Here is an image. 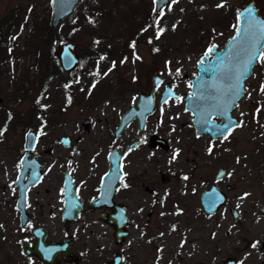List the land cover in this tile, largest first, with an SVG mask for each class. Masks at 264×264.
Returning a JSON list of instances; mask_svg holds the SVG:
<instances>
[{
	"label": "rangeland",
	"instance_id": "1",
	"mask_svg": "<svg viewBox=\"0 0 264 264\" xmlns=\"http://www.w3.org/2000/svg\"><path fill=\"white\" fill-rule=\"evenodd\" d=\"M248 2L264 18V0H171L158 12L153 0H78L73 13L52 28L49 0H0V25L9 23L0 38L15 37L11 59L0 61V264H25L20 245L32 239L29 229L34 225L48 231L46 240L63 234L57 186L68 154L70 164H90L94 158L92 165L99 169L102 153L114 145L110 132L116 119L135 106L138 92L150 90L156 74L170 79L182 98L158 109L160 84L153 109V116L160 117V135L177 147L176 159L159 151V167L172 171L175 179L159 187L149 217L136 218L131 206L130 218L143 231L132 228L127 264L152 259L155 264H222L225 257L234 258L235 264H264V216L255 207L258 201L264 204V61L253 66L233 110L242 126L234 127L226 140L222 137L220 145L209 143L211 153L187 125L173 135L170 130L190 116L183 94L196 73V61L212 43L222 47L234 32L237 11ZM45 25L51 29L48 35ZM65 41L78 56L70 72L61 70L53 56L57 44ZM48 44L53 47L50 56ZM83 117L92 123L87 133L80 124ZM29 130L37 137L33 154L42 165V178L29 194L30 220L21 229L12 182ZM61 135H80V141L65 149L54 144ZM218 167L225 176L214 182ZM177 174L187 179L179 182ZM205 181L206 188L215 184L226 195L212 216L202 213L192 194L204 189ZM178 186L183 193L175 196ZM230 206L239 213L237 225L231 224Z\"/></svg>",
	"mask_w": 264,
	"mask_h": 264
},
{
	"label": "flooded vegetation",
	"instance_id": "2",
	"mask_svg": "<svg viewBox=\"0 0 264 264\" xmlns=\"http://www.w3.org/2000/svg\"><path fill=\"white\" fill-rule=\"evenodd\" d=\"M165 79H162L161 83L163 84V89L165 87L163 80ZM169 84L175 95L169 97L167 101L179 97L178 94L174 91L170 79ZM186 85L188 86V91H185L183 94V108L186 97L185 95L188 96L191 93V89L189 87L190 80L189 83H187ZM149 91H147L146 93H142L147 94ZM161 92L159 94L157 102L158 109L160 107L158 103L161 96ZM237 102L238 100L236 101L235 105L237 104ZM154 104L155 92L152 110L144 117L143 124L141 127L138 125L139 119L137 117H133L121 129L118 135H115V131L118 126L120 117L116 119V122L112 126L110 132V136L112 137L111 139L113 140L112 143H114V145L112 146V144L108 143L109 148L102 153L101 161L103 164L100 165L101 167L99 169L96 165H92L94 158H90V160H88L90 164H70L72 160V155L70 153L68 154L67 158L69 159V164H64L62 166L57 186V200L59 203L58 215L64 227V232L57 240H46L48 231L45 229V242L57 243L63 241L65 238H69L70 245L66 258L63 257L62 250H59L57 253L54 254L52 264H82L85 261H87L88 264H107L109 262H112L114 258H118L119 264H127V240L132 235V228H139V232L141 233L143 231V229L139 227L138 224L134 225L132 219L130 218L131 206H134V209L132 211H134L136 218L142 220L144 216L149 217L152 213L151 210L153 208V205L157 200L156 195L159 191V187L161 185L165 186L171 184L175 179L172 171H168L163 168L161 169L159 167V151L170 152L171 158L174 159L173 157L176 154L175 149H177V147L175 143L160 135V117L158 115L153 116ZM235 105L230 111V115L236 118L237 124L239 122V119L233 114ZM187 112L190 114V116L185 118V120L180 121L179 127H175L174 125H172L170 128L171 134L173 135L176 129L181 130L180 127L187 125L188 130L192 132H190V134L195 140H200L203 138L202 141L205 142L206 148L209 149V143H215L216 145H220V139H222L225 133L215 137H210L207 132H204L203 134H196L195 129L192 125L193 116L189 111ZM84 118L87 119L86 125H83ZM212 120L214 122H219L220 119L213 117ZM80 124L82 125V130L86 133L90 130V127L92 125L90 119H88L87 117H83L81 119ZM124 135H127V137H124ZM62 137H66L67 139L61 142ZM160 138L166 140L167 148H161L160 145L157 143L156 139ZM79 141L80 135H76L74 137H70L68 135H61L56 141H54V144L57 143L61 147L69 149L73 146V143ZM35 146L34 149L30 152V156L35 157V155L33 154V152L35 151ZM46 150L50 151L49 146L48 148H46ZM94 151L96 152V150ZM111 153H113V155L119 158L118 172L111 170ZM161 171H165V175L163 177L164 179H161ZM16 175L17 172L14 175L12 182L15 190V195L13 196V205L14 209L18 212L19 220V209L16 207V202L18 199V188L15 184ZM65 176L68 177L70 185L66 186V184L64 183ZM177 176H179V178H176L179 182L182 180V178L186 177V175L184 176L182 174H177L176 177ZM103 177L106 178L104 194L101 191V180ZM26 178L27 175L22 179V182H24ZM41 178L42 165L41 177L39 181L36 184L30 186L25 193V213L27 216V224L30 220L29 194L32 189H34L40 183ZM124 185H127V187H125ZM203 185L204 189H201V187H199L196 190H193V193L192 189L190 190V193L196 196L198 204L201 193L207 189V181H205ZM179 187L180 186H178L177 190L173 192V195H175L176 193H183V189ZM70 204L74 205V209H79L74 221H71V218H69L71 217V209H69L70 211L67 212L68 216L65 217L66 219L63 218V212L64 210L66 211V205L68 207V205ZM120 210H122V216L124 219L123 227L126 231L125 237L121 241H119V237H115L114 235V221H109L119 217L121 213ZM74 225H76V228H70ZM34 226L29 229L30 236L32 237V239H30L28 242H22L20 245V249L22 248L23 243L27 244L30 249L34 247L36 243V237L33 232ZM20 251L25 259V264H34L35 262L37 264H47L45 261L41 260L36 254H30V256H27V254L23 253L22 249ZM73 260H76V262H73ZM141 264H155V260H143Z\"/></svg>",
	"mask_w": 264,
	"mask_h": 264
},
{
	"label": "water",
	"instance_id": "3",
	"mask_svg": "<svg viewBox=\"0 0 264 264\" xmlns=\"http://www.w3.org/2000/svg\"><path fill=\"white\" fill-rule=\"evenodd\" d=\"M171 0H153V10L154 12H158L163 8V6ZM78 3V0H49V7H50V17H49V26L54 28L56 27L63 19L69 17L76 5ZM249 6L254 7L256 10V14L258 17L262 20L264 18L259 15L256 6L252 2H248L245 4L242 8H240L236 13V26L240 24L241 26L244 25L245 20L243 17L238 21L237 15L238 13H243L245 9H247ZM235 26V29H236ZM234 29L233 34L227 38V40L224 42L222 47L217 48V45L212 43L209 45L200 55L198 61L196 62V73L193 78L190 79V87L191 93H195L197 87L199 86L201 88V91L205 95H215L216 94V88H227L228 81L223 80L220 78L219 75H215L213 73H205L203 71V68L208 67L209 64H214L217 59V54H224L226 53L231 47H233L231 41L232 37L236 35V30ZM215 47V51L213 53H210L205 64L203 66L200 65V61L204 59V54L206 50L211 47ZM53 56L57 59V62L61 68V70L70 72L74 70L78 64V56L75 51L74 45L69 42H61L57 44L53 51ZM257 62V61H256ZM254 62V65L255 63ZM253 65V66H254ZM252 66V68H253ZM251 68V72H252ZM250 72V75H251ZM249 75V76H250ZM248 76V77H249ZM247 77V78H248ZM246 78V79H247ZM164 82V89L161 92V96L159 99V106L164 103V99L166 97L174 96V92L171 89V86L169 84V79L163 80ZM243 80V86H244ZM202 82V83H201ZM162 83V78L160 75L156 74L152 77V86L151 90L147 94H143L142 92L137 93V101L135 103V107L132 106L128 108L126 111H124L119 117V123L115 131V135H118V133L121 131V129L133 118L137 117L139 119L138 125L141 127L143 124L144 117L151 112L154 102V92L159 84ZM169 90H171L172 95L169 96ZM185 102H184V109H187L189 111L193 118H192V125L195 129L196 134H203L204 132H207L210 137L220 136L224 134L227 130L223 129L218 131L217 129L220 128V126L228 123L229 118L232 121L233 125L236 124V118L230 115V111L233 109L235 103L237 100H239L241 97H239L232 107L228 109L227 116H221L217 115L215 113L209 115L208 113L204 112L202 109L206 107L205 103L202 101H198L195 96H193L191 99L189 98L190 95H185ZM227 99V97H225ZM213 117L219 118V122H214L212 120ZM207 120L208 122L205 123L204 121ZM87 119L84 118L83 125H86ZM232 126V125H230ZM36 135L33 131L29 130L25 133L23 138V152L19 159V169L17 171L15 184L18 188V199L16 202V207L19 209V226L20 228L25 227L27 224V216L25 213V193L26 190L36 184L40 177H41V165L37 161V159L34 156H30V152L34 149L35 143H36ZM66 137H62L61 142H63ZM157 143L160 145L161 148H167L166 146V140L163 138L156 139ZM48 151V150H47ZM111 159V170L118 172L119 171V158L113 153L110 154ZM27 175V178L24 182H22V179ZM165 171H161V179H164ZM225 176V169L224 168H218L216 170V173L214 175V181H218L221 178ZM105 177L101 180V191L104 194L105 189ZM64 183L67 185H70L68 177L65 176ZM263 188H264V180H263ZM226 195L223 191H221L215 184L210 185L206 190H204L200 197H199V204L202 210V213L207 216H212L217 212V210L224 204ZM69 207V208H68ZM66 205V211L63 212V218L66 219L68 213L71 209V221L75 220L76 214L78 213L79 209H74V205ZM256 209L258 212L264 216V204L261 201H258L255 204ZM228 213L231 218V224L237 225L240 222L239 213L237 212L236 208L233 206H230L228 209ZM66 212V214H65ZM120 215L116 219L109 220L114 221L115 223V231L114 235L115 237H119V241L123 240L126 234V231L123 227V216H122V210H120ZM104 219V218H103ZM106 220V219H105ZM45 228L42 226H34L33 232L36 237V243L33 248H29L27 244H22V251L23 253L27 254V256H30V254H36L38 257L45 261L47 264L53 263V257L54 254L57 253L59 250H62L63 257L66 258V255L68 254V248H69V238H65L61 242H45ZM73 262H76V260H73ZM107 264H119L118 258H114L112 262H109ZM222 264H235V259L232 257H225L222 261Z\"/></svg>",
	"mask_w": 264,
	"mask_h": 264
},
{
	"label": "snow or ice",
	"instance_id": "4",
	"mask_svg": "<svg viewBox=\"0 0 264 264\" xmlns=\"http://www.w3.org/2000/svg\"><path fill=\"white\" fill-rule=\"evenodd\" d=\"M175 2L176 0H172V3ZM217 7H223V3L217 5ZM160 16H163V11H161ZM241 17L244 18L245 23L243 26L240 24L236 26V35L232 37L231 41L233 47L224 54H217L215 63L209 64L208 67L203 68L205 73H213L214 76L219 75L221 79L228 81L227 88L217 87L215 95H205L198 86L196 92L190 93L189 96L190 99L195 96L198 101L204 102L206 107L202 110L209 115L215 113L217 115L227 116L228 109L243 95L245 91L243 88V80L250 75L254 62L264 61V20L258 17L256 10L252 6L245 9L243 13H238L237 20L239 21ZM156 23L159 25V19H157ZM162 32L163 29L158 31L157 38H159ZM132 47H135L134 42ZM214 51V46L206 50L204 59L199 62L201 66L205 64L209 54ZM136 59H139V57L137 56ZM179 71L180 70L177 69V75H179ZM189 87H192V85H189ZM260 91L264 93V84L260 86ZM171 95V90H169V96ZM225 97H227V99H225ZM167 99L168 97L164 99V103H167ZM176 99L181 100L182 98L176 97ZM259 110L260 109H257V111ZM204 122L207 123L208 121L205 120ZM242 124L243 122L233 125L229 118L228 123L220 126L217 130H227L223 135V139L226 140L233 128L241 127ZM0 135H2V132H0ZM211 151L212 149L209 148V153H211ZM184 179H187V177H184ZM124 186L127 187V185ZM252 246L255 247L256 245L253 244Z\"/></svg>",
	"mask_w": 264,
	"mask_h": 264
},
{
	"label": "trees",
	"instance_id": "5",
	"mask_svg": "<svg viewBox=\"0 0 264 264\" xmlns=\"http://www.w3.org/2000/svg\"><path fill=\"white\" fill-rule=\"evenodd\" d=\"M84 19H86V20H91V17L89 18V17H86V16H84L83 17ZM69 19V22H70V25H72V19H70V18H68ZM75 22L76 23H78L77 22V20H75ZM15 24V23H14ZM20 24V23H19ZM9 25V23H5V24H2V25H0V37L3 35V33H1L4 29H5V27L6 26H8ZM21 25V24H20ZM45 27V29H44V33H46V35H48V33L51 31V29H50V27L48 26V25H45L44 26ZM14 38L15 37H13L12 36V38H11V40H14ZM11 40H8V41H4L3 40V37L2 38H0V61L1 60H6V59H11L10 57H11V48H10V46L12 45V41ZM50 45L48 44L47 45V48H48V54H49V56L51 55V52H52V50H53V47H50ZM43 55V54H42ZM41 54H40V56H41V58H42V64H43V61H44V57L42 56ZM44 65V64H43ZM45 66V65H44ZM55 70H57L58 71V69H57V67L55 68Z\"/></svg>",
	"mask_w": 264,
	"mask_h": 264
}]
</instances>
